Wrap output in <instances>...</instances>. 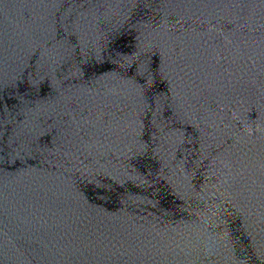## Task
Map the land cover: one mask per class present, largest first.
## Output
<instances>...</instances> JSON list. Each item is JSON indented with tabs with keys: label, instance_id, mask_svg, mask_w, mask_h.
Listing matches in <instances>:
<instances>
[{
	"label": "water",
	"instance_id": "obj_1",
	"mask_svg": "<svg viewBox=\"0 0 264 264\" xmlns=\"http://www.w3.org/2000/svg\"><path fill=\"white\" fill-rule=\"evenodd\" d=\"M0 264H264V0H0Z\"/></svg>",
	"mask_w": 264,
	"mask_h": 264
}]
</instances>
